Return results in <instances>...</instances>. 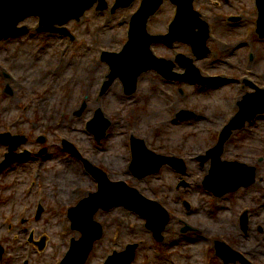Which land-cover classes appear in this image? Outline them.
<instances>
[{
	"label": "rangeland",
	"instance_id": "374dc122",
	"mask_svg": "<svg viewBox=\"0 0 264 264\" xmlns=\"http://www.w3.org/2000/svg\"><path fill=\"white\" fill-rule=\"evenodd\" d=\"M115 1L107 0V9L93 7L79 21L69 22L67 29L72 38L37 31L39 20L35 16L19 23L26 26L24 33L0 38V133L10 135L0 138V162L9 152L8 142H21L15 137H27L16 152H31L0 173V243L4 246L0 264H60L71 240L82 237L71 227L68 210L97 192L102 178L87 171L81 159L66 151L64 140L71 142L85 160L104 169L112 181L135 187L172 215L163 240L158 241L147 220L133 210L123 206L100 210L96 219L103 224L104 234L85 264H105L114 252L135 244L139 247L133 264H226L214 258L215 251L210 254L207 250L208 239L218 238L252 264H264V231H260L264 226L259 221L264 216V119L234 129L223 152L215 153L221 161L255 167L254 183L221 194L210 192L203 181L212 160L202 164L199 159L209 150L213 154L221 131L233 119L238 108L231 109V102L241 100L256 86L264 88V38L257 32V0H195L194 8L210 25L208 45L212 53L205 58L197 59L184 42L153 45L158 57L175 64L174 72L186 71L176 60L182 53L193 59L202 76L225 78V82L201 87L189 81L172 82L156 70H149L140 75L138 90L131 95L125 93L117 75L103 92L111 70L101 59L102 54L122 51L128 41L131 17L142 0L113 13ZM175 14L176 6L165 1L149 19L148 31L167 34ZM232 17L238 20L231 21ZM223 89L224 94L216 93ZM210 92L215 94L209 96ZM83 105L86 109L78 116ZM100 109L109 122L105 137L100 136L101 123L87 128ZM187 113V120L179 116ZM96 128L100 130L92 132ZM40 136L47 137L46 145L38 142ZM133 136L143 139L156 154L184 159L186 170L165 165L155 174L135 177L130 170ZM43 147L48 148L45 154L41 153ZM122 156L127 157L126 162ZM124 162L126 174L121 176ZM67 163L78 167L77 178L58 177ZM182 176L191 186L177 190ZM72 189L73 194L65 193ZM251 198L255 204L249 202ZM184 201L191 203L192 211L186 210ZM248 203L254 207L253 213L262 215L255 220L251 217L254 233L250 238L237 217ZM39 206L43 213L37 218ZM184 223L190 227L188 232H182ZM32 234L37 240L43 235L48 237L45 249L39 250L29 241Z\"/></svg>",
	"mask_w": 264,
	"mask_h": 264
},
{
	"label": "water",
	"instance_id": "95a60500",
	"mask_svg": "<svg viewBox=\"0 0 264 264\" xmlns=\"http://www.w3.org/2000/svg\"><path fill=\"white\" fill-rule=\"evenodd\" d=\"M133 1L116 0L112 11L115 12L118 8L128 7ZM164 1L142 0L140 9L131 20L129 42L120 53H103V59L110 61L113 68L112 79L108 82V85L113 82V78L117 75L124 81L127 92L129 94L133 93L137 88L139 76L151 69L158 70L166 78L172 80H190L201 84L225 80L220 77H203L200 70L194 65L193 59L183 54L177 56V62L186 70L184 74L173 71L175 64L171 60L158 58L154 55L151 45L161 39L169 44H173L175 41L189 43L198 59L206 57L211 52L207 44L210 38V28L207 22L201 18V14L194 9L195 0H170L177 6V14L170 27L169 34L156 36L148 33V20L159 10ZM95 3H99L98 8L100 10L108 8L106 0H0V36L24 31L26 28L19 29L17 26L26 17L32 15L40 17L41 27L39 30H51L68 34L66 28L57 26H63L72 19H80L86 10L93 7ZM259 10L258 32L264 37V0H259ZM258 91L256 94L247 95L240 102V112L226 126L221 135V140L215 148L216 151L219 150V153L223 152V145L234 129L243 127L247 120H252L258 113L264 112V90ZM84 107L78 114H81ZM179 116L183 119L189 115L187 113L186 116L182 114ZM92 122L94 124L104 122V125L101 123V130L98 129L101 132L100 136L103 137L107 128L106 124H109V122L103 118L101 111L97 112V116ZM98 130L96 128L93 131L96 132ZM0 137H9V135L1 134ZM20 138L21 142H25L26 139L24 137H15V139ZM100 138L98 137V139ZM21 142H12L11 150L16 149ZM67 145L71 148V145ZM72 150H74L73 147ZM133 151L134 162L132 170L137 177L157 172L167 160L166 157L157 155L149 150L143 140L133 138ZM10 156L12 157L0 166V170L8 162L15 159L14 153ZM173 161V164L176 163V166L181 167L182 171H185L186 167L182 161L176 159ZM181 163L183 164L182 166ZM248 169L250 172H248ZM255 176V168H248V166L238 162H222L219 159V155H215L213 169L206 180V186L216 194H221L226 191H235L244 184L253 183ZM100 178H102L100 183V187H102L99 193L91 194L89 198L70 210L69 216L73 221V228L81 231L82 237L80 240L74 239L72 241L71 250L62 261V264H85L94 243L103 235V226L94 219L96 212L100 208L109 210L121 205L132 209L148 219V226L154 230L155 237L158 240L163 239L162 231L170 219L169 214L163 208L156 202L143 197L136 189L127 186L124 182H110L105 174H102ZM109 191L110 193L108 194ZM154 205L163 213L160 224L154 222L152 216L148 213L150 209L155 208ZM37 244L42 250L46 244V237ZM137 247L138 245H130L126 251L116 253L110 257L106 264H132ZM2 252L3 249L0 247V257Z\"/></svg>",
	"mask_w": 264,
	"mask_h": 264
},
{
	"label": "bare ground",
	"instance_id": "6f19581e",
	"mask_svg": "<svg viewBox=\"0 0 264 264\" xmlns=\"http://www.w3.org/2000/svg\"><path fill=\"white\" fill-rule=\"evenodd\" d=\"M60 60V59H59ZM60 61H62V60H60ZM145 81V80H144ZM115 87L117 88V86L115 85ZM224 90L225 89H223V90H220V91H218V92H216V93H223L224 94ZM212 92V91H211ZM209 93L208 95L209 96H213L215 93ZM115 94H117V93H115ZM210 99H213V98H210ZM230 106H231V109H235V108H237V102L236 101H233V102H231V104H230ZM239 107V106H238ZM260 118H262V119H264V116L263 115H260V116H258V119H260ZM225 146H226V143H224V145H223V148L225 149ZM124 159V161L126 162V160H127V157L126 156H122V160ZM124 162V164L122 165V169H120V173H122L121 174V176H125V174H126V163ZM65 166H63L64 168L62 169V172L61 173H59L58 174V177L62 180V179H64V180H67V179H69V180H73V179H75V178H77L79 175H80V171H79V169H78V167H70L71 165L70 164H64ZM42 168V165H39L38 166V171H40V169ZM249 168V167H248ZM248 172H250V170L248 169ZM206 181V180H205ZM7 183H9V181H7ZM78 191H80V188H78ZM58 192L60 193V190H58ZM75 192V190H69V191H65V193H68V194H73ZM159 211H158V209H156V208H154V209H150L149 211H148V213L151 215V216H154L155 214H157ZM205 220V219H204ZM204 221H202V223H203ZM161 223V221L159 220L158 221V223L157 224H160ZM209 223V222H208ZM206 225H208V224H204V226H206ZM213 227H215V225H213V224H211ZM214 230V229H213ZM216 230V229H215ZM217 231V230H216ZM202 240H205L206 238L205 237H202L201 238ZM210 244V239H208V242H207V245H209Z\"/></svg>",
	"mask_w": 264,
	"mask_h": 264
},
{
	"label": "flooded vegetation",
	"instance_id": "af4514ba",
	"mask_svg": "<svg viewBox=\"0 0 264 264\" xmlns=\"http://www.w3.org/2000/svg\"><path fill=\"white\" fill-rule=\"evenodd\" d=\"M243 196H247V194H244ZM241 198V197H240ZM238 200V199H237ZM249 202H252V203H254V200L251 198L250 200H249ZM236 205H238V206H240V205H244L243 204V202H236L235 203ZM255 204V203H254ZM183 205H185L184 203H183ZM247 205H249V203L248 204H246L245 206H242L241 207V210H240V212L238 213V215H237V217H238V219L240 218V223H241V228H242V230L246 233V232H248L247 234H246V237L247 238H250L252 235H253V231H252V225H253V223H254V220H255V218L256 217H258L259 216V218H260V216H262L261 215V213H257L256 214V211H255V213H253L252 212V210H251V207L252 206H247ZM252 208H254V207H252ZM258 209V207H255V210H257ZM186 210L187 211H190L191 209L190 208H186ZM247 210V214H248V222H247V224H246V228L247 229H245L242 225V222H241V215L243 214V212L244 211H246ZM251 217H253L254 218V220L253 219H251ZM258 218V219H259ZM262 218H263V220H264V216H262ZM237 219V220H238ZM257 219H256V224H257ZM185 225H186V223H185ZM263 226H264V221H263ZM234 227L236 228V227H238L237 225H234ZM184 228H186V229H190V227L188 228V226H185ZM260 231H264V229H260ZM243 238H244V235L242 236ZM234 248V247H233ZM235 249V248H234ZM255 248H252V250H254ZM248 254H250L249 253V251H248ZM237 261H240V262H242L243 264H244V262L243 261H241V260H237ZM236 262V261H235Z\"/></svg>",
	"mask_w": 264,
	"mask_h": 264
}]
</instances>
